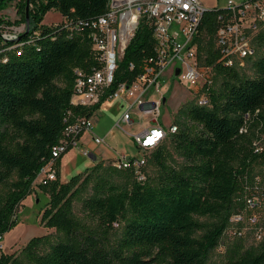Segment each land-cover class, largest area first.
<instances>
[{
    "label": "trees",
    "instance_id": "trees-1",
    "mask_svg": "<svg viewBox=\"0 0 264 264\" xmlns=\"http://www.w3.org/2000/svg\"><path fill=\"white\" fill-rule=\"evenodd\" d=\"M9 2L0 1V11ZM107 2L29 0V28L16 41L0 38V240L18 224L17 209L66 126L89 117L119 84L130 85L154 54L151 30L141 23L100 102L71 103L75 70L99 67L90 30L42 20L53 10L71 24L88 22ZM25 3L16 4L18 20L0 17V28L25 23ZM224 16L226 9L207 10L195 37L197 63L213 72L202 88L209 104L192 99L179 108L177 131L151 149L149 170L143 171L145 161L138 169L143 179L133 167L137 159H129L127 168L98 161L60 182L62 155L54 159L56 179L36 185L49 195L40 224L53 233L31 238L17 255L0 254V264H206L220 246V264H264V238L248 247L243 235L224 238L228 218L242 208L244 186L264 171V154H253L251 135L238 133L244 114L259 110L264 120V26L248 77L217 62L215 33Z\"/></svg>",
    "mask_w": 264,
    "mask_h": 264
},
{
    "label": "built area",
    "instance_id": "built-area-1",
    "mask_svg": "<svg viewBox=\"0 0 264 264\" xmlns=\"http://www.w3.org/2000/svg\"><path fill=\"white\" fill-rule=\"evenodd\" d=\"M223 9L227 10V16H224L225 20L219 17L223 21L215 33V47L219 53L217 62L225 67L241 69L245 62L255 55L253 42L264 26V0H227ZM207 10L209 9L202 0H108L104 13L88 22L77 21L71 24L61 16L59 22H63L70 31L89 28L91 50L99 64V67L90 74L75 70L77 77L71 103L90 107L100 102L114 80L128 44L142 23L151 30L154 54L144 63L142 72L130 85L119 84L106 99H116L123 95L133 97V103L141 106L148 103L146 111L157 117L160 100H151L149 93L155 91L160 94V81L168 69L169 77L175 76L188 91H192L193 99L198 106H207L209 101L202 88L211 82V77L205 76V70L212 69L199 66L197 63L195 43L202 17ZM23 31L25 27L17 31L13 28L0 31L2 44L18 40L19 34ZM176 69L179 70L177 75ZM129 111L128 109L122 114L116 124L117 127H120L121 123L130 122ZM259 113V110H255L253 114H244L243 123L238 130L239 134L251 135L250 148L258 157L264 154V120L259 118ZM92 129L93 121L86 116L77 117L67 125L62 137L51 149L53 159L40 170L34 183L56 179L54 159L74 147L83 132L91 133ZM154 130L161 132L162 135L154 138L152 136ZM176 131L175 124H171L167 129L156 125L135 136V140L140 151H148L156 147L167 134ZM150 138L154 139L151 144L147 143ZM93 140L95 143L103 142L98 137H93ZM143 165V158L133 161L139 180L143 177L138 169ZM113 166L124 169L129 163L123 160ZM259 219H262V223ZM229 221L234 227L235 234L243 235L253 231L256 242L264 238V171L253 175L244 186L242 208L232 214Z\"/></svg>",
    "mask_w": 264,
    "mask_h": 264
},
{
    "label": "rangeland",
    "instance_id": "rangeland-1",
    "mask_svg": "<svg viewBox=\"0 0 264 264\" xmlns=\"http://www.w3.org/2000/svg\"><path fill=\"white\" fill-rule=\"evenodd\" d=\"M18 1L19 0H11V2H9L6 8L0 11V17L4 19L5 21H9L11 23L18 20L19 17L16 14V11H17L16 4ZM226 3H227V0H206L204 1L203 4L204 5L213 4L214 7L224 8L226 6ZM60 20H61V15L58 12H55L52 10L45 14L42 20V24H46V25L54 24V23H58ZM24 27H25V23L19 24V25H10V26L2 25L0 28V31H5L7 29H12V28L13 30L17 31L19 29H23ZM196 58H197V55H196ZM202 67H205V66H202ZM239 71L248 77L254 76V72L250 68L249 61L247 63L245 62V65ZM168 74H169V71L167 69L165 70L164 72L165 76L162 77V82L160 83L162 89L164 90V87L166 85L168 86L174 85L178 90L177 93L180 98H183L185 96L184 95L185 93L187 92L189 93L190 100L188 101L190 102L193 99L192 91H188L186 86H183L181 83H179L175 76L168 78ZM212 75H213L212 70H208V71L205 70V76L207 77L209 76L212 78ZM194 96H195V90H194ZM154 98H157V97H154ZM191 103H194V101H192ZM183 104H181L180 107L183 106ZM135 112L137 111L133 110V113H132L133 119L135 120V122L143 124L145 121L149 119L148 116H142L138 118ZM129 130L130 129L125 125V123H121L120 127H117L115 125L114 130L110 134L109 138L113 137V139H116L117 142H119V144H124L123 142L128 140L125 137V131L128 132ZM114 135H116V137ZM99 137L101 138V136ZM129 141H131V143L133 142L131 139H129ZM103 145L111 146L108 140L104 141ZM151 152L152 150L136 151L135 153L137 158L142 157L145 161L143 171L150 169L148 165V160L151 156ZM173 157H174V154H173ZM90 165H91L90 160L87 157H83L81 155L77 156L76 163H73V164L68 163V161H66L65 159L62 164L63 169H61V178L64 179L67 177L69 179L70 177L76 174L83 173L85 170L93 166V165L91 166ZM36 185H37L36 183L33 184L31 193L28 196H26L24 200H22L21 204L19 205L17 209L18 210L17 211L18 224L15 227H13L10 231L5 233L2 239L0 240V254L3 253L7 255H12V254L17 255L20 252L21 248H23L25 244L31 238L43 236L47 233H53L50 230L46 231V228H44L40 224L41 212L46 207V204L49 200V195L48 193L41 190V188H38ZM74 210L78 216L81 215L79 204H75ZM230 218H231V215L228 218L227 230L225 231V234H224V238H228V239L232 238L234 235V230H233L234 227L231 225L229 221ZM259 222L262 223V219H259ZM243 236H244V245L246 247L250 245H256L257 242L254 237L253 231H251L250 233L247 232L246 234L244 233ZM221 252H222V246L216 248L208 257L206 264H220L222 261Z\"/></svg>",
    "mask_w": 264,
    "mask_h": 264
},
{
    "label": "crops",
    "instance_id": "crops-1",
    "mask_svg": "<svg viewBox=\"0 0 264 264\" xmlns=\"http://www.w3.org/2000/svg\"><path fill=\"white\" fill-rule=\"evenodd\" d=\"M204 1L206 0H202L203 3ZM205 6L208 9L214 7L213 4ZM164 76L165 75L163 74V77ZM168 78H171L169 77V74ZM161 82L162 78L160 83ZM162 90L163 89L160 84L159 93L163 94V96H160V94L155 93V91H151L149 93V97L151 100H160L158 105L159 107L157 117H153L151 113L146 111L148 110V103L143 106L138 105L137 103H133V97L129 98L123 95L120 98L104 100L99 105V107L89 116V118L93 121L92 132H83L79 136L76 145L74 147H71L60 158L58 166L59 181L66 182L68 180L67 177L64 179L61 178V169H63L62 164L64 160L66 159L68 163L73 164L76 163V158L79 155L87 157L90 160L91 165H94L98 161H106L113 165L118 161H126L129 159H142V157L137 158L135 155L136 151H140L137 146L135 136L139 135L147 128L156 125L160 126L161 128L167 129L171 124H174L173 121L180 105L190 100L188 92L184 94L185 96L183 98H180L177 93L178 90L174 85H166L164 87V90ZM128 109L130 110V122L128 124H125L130 129L128 132L125 131V137L128 140L123 142L124 144H119L116 139H113V137H109L114 130V126L120 120L122 114ZM133 110L137 111L135 113L138 118L142 116H148L149 119L143 124L135 122L132 114ZM98 135L101 136V138ZM114 136L116 137V135ZM93 137H98L102 139L103 142L95 143ZM129 139H131L133 142L131 143ZM107 140L111 146L103 145L104 141ZM47 230L48 229H46V231Z\"/></svg>",
    "mask_w": 264,
    "mask_h": 264
},
{
    "label": "water",
    "instance_id": "water-1",
    "mask_svg": "<svg viewBox=\"0 0 264 264\" xmlns=\"http://www.w3.org/2000/svg\"><path fill=\"white\" fill-rule=\"evenodd\" d=\"M0 1H4V0H0ZM28 9H29V0H26V3H25V27H26V30L29 28V20H28ZM179 72L178 69L175 70V74L177 75Z\"/></svg>",
    "mask_w": 264,
    "mask_h": 264
},
{
    "label": "snow or ice",
    "instance_id": "snow-or-ice-1",
    "mask_svg": "<svg viewBox=\"0 0 264 264\" xmlns=\"http://www.w3.org/2000/svg\"><path fill=\"white\" fill-rule=\"evenodd\" d=\"M159 133H157L155 136H154V138H159ZM154 142V139L153 138H150L148 141H147V143H149V144H151V143H153Z\"/></svg>",
    "mask_w": 264,
    "mask_h": 264
},
{
    "label": "clouds",
    "instance_id": "clouds-1",
    "mask_svg": "<svg viewBox=\"0 0 264 264\" xmlns=\"http://www.w3.org/2000/svg\"><path fill=\"white\" fill-rule=\"evenodd\" d=\"M157 133H159V134H160V135H159V137L162 135V133H161V132L154 130V131H153V133H152V136L154 137V136H155Z\"/></svg>",
    "mask_w": 264,
    "mask_h": 264
}]
</instances>
